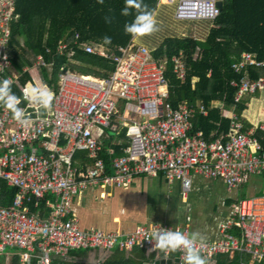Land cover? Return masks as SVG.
Returning a JSON list of instances; mask_svg holds the SVG:
<instances>
[{"label":"built area","instance_id":"built-area-1","mask_svg":"<svg viewBox=\"0 0 264 264\" xmlns=\"http://www.w3.org/2000/svg\"><path fill=\"white\" fill-rule=\"evenodd\" d=\"M218 2L223 0H159L157 6H173L176 21H212L221 13ZM209 8L213 15H208ZM17 19L14 0H0V80H12V89L22 93L23 75L27 73L31 82H39L42 70L52 68L53 59L46 61L48 50L44 54L36 51L32 66L19 71L14 68L10 40L12 23ZM78 48L106 59L113 71L102 79L62 68L57 74L58 90L51 114L41 116L35 112V105L26 101L19 105L32 114V122L26 127L0 106V181L17 189L9 205L0 204V258L7 261L17 255L19 264H31V260L53 264L54 259H67L71 250L109 254L138 248L157 254L154 241L148 239L152 231L158 227L177 229L156 224L140 225L125 233L83 230L70 215L72 198L90 188H127L141 176L179 181L182 199L188 197L195 174L219 180L228 190L238 189L249 176H264V122L247 132L233 116L227 133L206 137L194 130L192 122L198 114L207 115L202 104L171 106L166 60L154 59L145 46L133 41L111 54L90 44ZM63 55L71 59L74 51L60 42L55 56ZM198 58L196 50L192 60ZM170 63L176 79L184 83L186 56L179 52ZM250 66L262 67L264 62L257 61L252 53H243L231 66L234 73L243 75L229 83L236 88L235 103L244 95L264 89L262 78L254 82L248 78ZM119 101H123L122 108ZM119 125L125 128L128 146L122 156L112 159L108 170L98 158V141L107 135L106 130L118 132ZM61 137L65 140L63 147L57 145ZM77 151L88 152L93 160L83 171L71 165ZM46 195L56 201L47 202L50 210L44 215L40 202ZM30 204L40 213H32ZM181 231L189 233V228ZM219 231V240L206 242L202 250L208 264H214L217 255L231 257L235 252L249 255L251 264H264V197L240 199L233 204L231 215ZM177 255L181 259V253Z\"/></svg>","mask_w":264,"mask_h":264},{"label":"trees","instance_id":"trees-1","mask_svg":"<svg viewBox=\"0 0 264 264\" xmlns=\"http://www.w3.org/2000/svg\"><path fill=\"white\" fill-rule=\"evenodd\" d=\"M17 21L12 23L10 48L12 50V63L16 70L30 67L34 62V52L44 54L46 61L53 59L50 70L43 69L42 81L57 92V74L62 68L76 71L81 75L105 77L113 71L114 67L101 57L86 54L78 45L90 44L111 54L120 46H126L132 38L124 34L125 23H130L135 12L129 16H122L121 9L124 0H104L98 4L97 0H14ZM149 9L157 7L158 0H143ZM220 15L210 23L203 39L187 37H166L155 47H149L154 59L166 60V73L169 84V102L176 107L180 100L185 98L189 102L200 100L207 115H196L192 122L194 130L203 131L208 137L213 131L216 135L226 133L230 120L220 115L218 109H211V104L223 103L227 109L233 108L237 115L244 110L245 105L234 103L236 88L229 85L230 81H239L243 75L232 70V64L239 61L243 53L255 54L257 61L264 62V0H223ZM112 17V22L105 23V17ZM196 22V21H189ZM199 22V21H197ZM201 22V21H200ZM78 35L77 40L75 35ZM107 35L112 38L110 45L103 44L102 38ZM65 42L74 56L69 59L65 55L55 56L56 47ZM196 48L200 50V57L192 60ZM182 52L187 58V78L180 83L172 72L171 57ZM210 72V76L207 77ZM248 78L254 82L264 80V66L247 68ZM197 77L198 81L191 88V79ZM30 81L27 73L21 78L24 85ZM13 90V89H12ZM264 91V89L262 90ZM17 96L21 92L13 90ZM236 115V116H237ZM238 117V116H237ZM122 137H125L124 132ZM111 138V136H110ZM108 141V140H106ZM105 141V142H106ZM109 145V142L107 143ZM112 156L102 153L105 165L109 166L113 155L119 154L120 148L113 147ZM1 204L7 206L11 203L16 190L6 187L0 181ZM34 211L33 207H30ZM237 235V231L233 230ZM89 251L71 250L69 260H58L53 264H86L83 258ZM164 255V253H160ZM173 253L169 257H176ZM154 254H147L144 250L135 248L130 253L114 250L109 257L98 264H143L153 260ZM250 256L235 252L231 257L220 254L214 258V264H250ZM0 264H6L0 258ZM9 264H18V258L11 257ZM261 264V263H258Z\"/></svg>","mask_w":264,"mask_h":264},{"label":"crops","instance_id":"crops-1","mask_svg":"<svg viewBox=\"0 0 264 264\" xmlns=\"http://www.w3.org/2000/svg\"><path fill=\"white\" fill-rule=\"evenodd\" d=\"M196 50L199 51L200 57L199 48H196ZM208 76L209 73L207 77ZM105 77L97 78L104 79ZM40 81H42V79ZM197 81V77H193L191 79L192 89L194 88V85ZM262 93H264V91L260 90L255 94L244 95L242 98L245 97L246 100H249L252 99V97H255L258 99V101L261 99L263 102L264 99L262 97ZM240 102L242 103V100H240L239 103ZM201 104L202 103L200 100L189 102L183 98L179 101L177 106H199ZM242 104H244L245 107L240 115L236 114L234 107L227 109L224 107L223 103L214 102L211 104V109H218L220 115L229 119L230 121L231 118L235 116L237 121L242 125L243 131H252L258 126L259 123L264 122V105L258 103V106L254 105L256 107H251L249 103ZM118 106L119 108H122L123 101H119ZM177 106L172 107L177 108ZM250 108L255 109L253 114L248 112L247 109ZM40 115L45 116L47 114ZM123 132L125 133V128L119 125L118 132L114 134L106 130L105 133L107 135L105 137L102 136V138L99 139L98 142L100 143L101 151L98 158L102 159L104 165L105 161L101 156L102 153H105L107 156H112L114 153V146H118L121 153L113 155V158L123 155V149L128 146V140L125 137H122ZM215 134L216 132L212 131L208 137ZM108 142L109 145L107 144ZM57 145L59 147H63L65 145V140L63 137L60 138ZM39 152L46 153L43 150H40ZM92 163L93 160L88 156V152L77 151L72 157L71 165L77 171H83L87 167L91 166ZM110 165L111 162L109 166ZM109 166L105 165L108 170ZM252 178H259L260 182L263 184L261 190L256 187L253 189L254 194L250 198L264 197V176H249L238 189L228 190L225 184L219 180L204 179L200 175L195 174L192 177L190 192L188 197L185 199H182L179 181L175 180L169 182L162 177L148 178L141 176L136 178L130 187L127 188H90L79 192L72 198L70 215L78 220L79 226L83 230L94 228L102 232L118 231L125 233L134 230L140 225L151 226L162 224L179 230L188 227L189 232L199 231L204 234L206 237V242H216L220 238V225L225 223L228 217L231 215L233 204H235L240 199H243L242 195L240 194L241 192L239 193V189L247 184ZM5 186L13 188L11 186H7L6 184ZM13 189H15L17 193V189ZM3 198L4 197L1 195L0 187V204L1 199ZM12 200L13 199H11V201ZM55 201L56 198L54 196L46 195L40 202V208H42L40 212L44 215L47 214V212L50 210L48 208L49 206L47 207V202L54 204ZM31 206L33 207V204L28 205L30 211ZM33 209L34 211H31L32 213L39 212V210L37 211V209L34 207ZM103 254L104 253L99 251H89L86 257L83 258V262L86 264H97L98 261L102 259ZM110 254L111 253H109V255ZM15 256L18 258L17 255H13L10 256V259L11 257ZM176 257H178V255ZM10 259L6 261V264L10 263ZM65 260H69V255ZM53 262L57 263V259H54ZM31 264L37 263L35 260H31Z\"/></svg>","mask_w":264,"mask_h":264},{"label":"clouds","instance_id":"clouds-1","mask_svg":"<svg viewBox=\"0 0 264 264\" xmlns=\"http://www.w3.org/2000/svg\"><path fill=\"white\" fill-rule=\"evenodd\" d=\"M103 4L104 0H97ZM134 11L136 14L130 23H125L124 34L133 40H139L158 31L157 19L154 10L148 8L143 0H124V7L121 9L122 16H129ZM208 15H213V9L209 8ZM105 23H111L112 17L106 16ZM103 44L110 45L112 38L105 35L102 38ZM13 81L10 79L0 80V106L5 107L12 114V119L22 127L32 122V114L19 107L22 102L35 105V112L40 114H51L52 102L55 93L43 81L33 83L27 82L22 90L21 96L12 91ZM259 145L257 144L256 147ZM255 150V148H254ZM154 241L153 250L164 253L165 257L173 253H181L183 264H206V257L202 250L206 247V237L199 231L185 233L181 230L155 228L150 237Z\"/></svg>","mask_w":264,"mask_h":264},{"label":"rangeland","instance_id":"rangeland-1","mask_svg":"<svg viewBox=\"0 0 264 264\" xmlns=\"http://www.w3.org/2000/svg\"><path fill=\"white\" fill-rule=\"evenodd\" d=\"M159 1V0H158ZM156 19L158 31L149 36H144L139 40L132 41L135 44L143 45L149 49V47L157 46L163 38L166 37H187L193 36L194 38L203 39L210 27V23H206L204 21L201 22H187V21H176L173 18V6L161 5L159 4L155 9ZM34 77H36V73L32 72ZM38 83V81H37ZM262 97L264 99V93H262ZM254 96V95H253ZM257 96V95H255ZM242 103H249L251 107H256L260 104L264 105L261 99L258 101L257 98L252 97V99L242 98ZM256 105V106H254ZM250 114L255 112L254 108L247 109ZM262 182H260L259 178H252L247 184L239 189V193L242 195L243 199H248L254 194V188L262 189Z\"/></svg>","mask_w":264,"mask_h":264},{"label":"water","instance_id":"water-1","mask_svg":"<svg viewBox=\"0 0 264 264\" xmlns=\"http://www.w3.org/2000/svg\"><path fill=\"white\" fill-rule=\"evenodd\" d=\"M217 6L220 9V11H222L223 3L218 2ZM108 257H109V254L104 253L102 259L98 261V263L103 262ZM143 264H183V261L179 257H165V255H161L160 253H157L155 254V257L153 260L144 262ZM206 264H208L207 260H206Z\"/></svg>","mask_w":264,"mask_h":264}]
</instances>
